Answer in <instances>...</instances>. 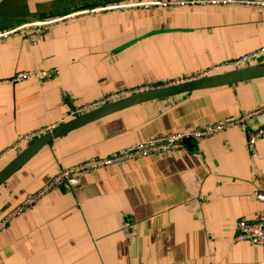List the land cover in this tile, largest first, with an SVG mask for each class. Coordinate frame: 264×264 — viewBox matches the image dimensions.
Returning <instances> with one entry per match:
<instances>
[{"label": "crops", "instance_id": "obj_1", "mask_svg": "<svg viewBox=\"0 0 264 264\" xmlns=\"http://www.w3.org/2000/svg\"><path fill=\"white\" fill-rule=\"evenodd\" d=\"M129 1L140 0H0V33ZM261 48L264 8L247 4L105 11L51 27L36 46L23 34L1 39L0 157L22 137L47 133L109 104L102 102L110 96L226 73L232 69L210 72ZM53 69L58 76L44 84L15 81L22 72ZM251 114L245 125L257 131L264 77L138 105L75 129L0 186V223L62 168ZM194 143L193 151L183 146L89 171L74 192L49 193L0 233V264H264V246L236 240L237 223L264 212V138L256 156L239 126ZM21 152L4 155L0 171Z\"/></svg>", "mask_w": 264, "mask_h": 264}, {"label": "built area", "instance_id": "obj_2", "mask_svg": "<svg viewBox=\"0 0 264 264\" xmlns=\"http://www.w3.org/2000/svg\"><path fill=\"white\" fill-rule=\"evenodd\" d=\"M230 4H247L251 6H258L264 8V0H154V1H129L119 4H114L106 6L103 8L87 10L82 12H75L66 16L57 17V18H41L37 20L28 21L20 26L14 27L6 32L0 33V40L7 39L16 34H23L27 37L28 41L36 46L39 44L44 33L53 26H56L60 23L67 22L77 18L80 15L84 14H99L105 11H124L132 9H152V8H194L197 6H226ZM264 60V48L248 53L238 59L231 60L222 66H218L210 73L219 72L225 68L232 70L242 69L250 66L259 64ZM58 76V70H44V71H28L20 73L15 81H22L28 78L36 79L40 84H44L55 79ZM205 76H210L208 73L199 76L202 78ZM196 79V78H194ZM184 82V81H183ZM182 83V82H179ZM175 83V84H179ZM172 84V85H175ZM171 85H165L167 87ZM162 88V87H156ZM150 89H155L153 87L142 89L138 92H145ZM125 93L115 94L113 96L105 99L104 103H112L117 100H120L124 97ZM132 95V94H131ZM130 96V95H129ZM106 105V104H105ZM252 115L245 116L243 118L223 122L212 126H202L191 132L187 133H176L160 136L157 138H152L146 140L145 142L136 143L132 146L122 148L109 157L100 159V158H91L86 160L74 167L71 168H62L57 174L40 190L29 195L24 202L14 209L7 218H5L0 223V233L12 223L19 215H21L25 210L33 208L37 203L54 190H64L67 192H74L77 188L81 186L82 176L92 170L105 168L108 166L121 164L123 162L147 158L156 154H166L171 151L178 150L183 148L182 141L185 139H191L194 142L201 141L210 136L219 134L233 126H239L244 130L247 136V147L252 156L257 155V144L258 141L264 138V126L258 129L257 131H249L245 125V121L248 120ZM54 128H51V132ZM45 131H40L32 134H28L22 137L10 150L7 152H16L19 153L22 149L34 142L36 139L44 135ZM48 133V132H47ZM46 134V133H45ZM7 153L3 154L1 158L4 157ZM258 199L264 202V194H258ZM236 240L238 242H247L252 245L264 246V212L255 220L248 221L245 219L240 220L237 223V235Z\"/></svg>", "mask_w": 264, "mask_h": 264}, {"label": "water", "instance_id": "obj_3", "mask_svg": "<svg viewBox=\"0 0 264 264\" xmlns=\"http://www.w3.org/2000/svg\"><path fill=\"white\" fill-rule=\"evenodd\" d=\"M262 77H264V64L254 65L242 69H235L226 73L187 80L179 84L132 94L115 102L106 104L100 108L94 109L83 115L77 116L75 119L54 128L51 132L42 135L40 138L30 143L28 147L23 150L7 167L0 171V186L13 177L46 145L75 129L100 120L103 117L149 102L173 98L191 92L233 85ZM182 145H184L190 151H193L195 148V143L191 139L183 140Z\"/></svg>", "mask_w": 264, "mask_h": 264}]
</instances>
